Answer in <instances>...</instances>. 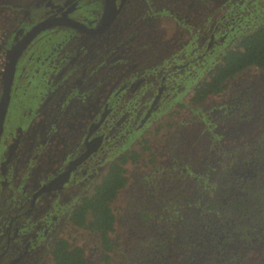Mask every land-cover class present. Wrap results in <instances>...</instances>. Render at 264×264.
Returning a JSON list of instances; mask_svg holds the SVG:
<instances>
[{
    "label": "rangeland",
    "instance_id": "obj_1",
    "mask_svg": "<svg viewBox=\"0 0 264 264\" xmlns=\"http://www.w3.org/2000/svg\"><path fill=\"white\" fill-rule=\"evenodd\" d=\"M18 3L12 11L9 0L0 1L6 19L4 35L17 29L20 16L28 10ZM128 8L104 39L90 40L96 41L92 54L89 42L71 29L70 33L51 32L35 46L43 40L54 44L52 52L74 58L77 71L60 70L64 81L51 93L56 98L34 122L42 121L50 128L49 108L53 107L55 116L65 111L59 123L68 129L77 123L78 152L87 128L98 120L104 105L113 112L98 131L105 135L100 152L82 167L88 170L87 176L77 175V194L60 196L54 208L49 200L42 204L34 217L37 223L24 231L28 241L10 247V258L19 260L14 264H52L51 251L60 238L83 247L89 264H102L97 234L71 226L68 217L108 166L127 151H138L141 158L127 165L129 184L113 205L118 245L110 264H207L203 256L210 249L199 242L200 228L217 222L203 214L202 207L213 187L225 182L223 175L234 155L264 143V69L244 71L228 82L222 94L201 106L180 108L195 78L212 70L228 48L264 21V0H135ZM167 8L170 13L162 12ZM88 15L98 13L91 7ZM44 44L37 48L43 50ZM80 44L84 50L80 51ZM164 76L167 79L160 85ZM78 80H84V85L76 89ZM47 82L53 87L49 78ZM42 87L19 85L16 98L22 96L24 105L38 109L45 99L40 98V103L37 99ZM22 115L18 104L11 107L7 116L11 126L19 119L21 124ZM43 174L44 170L37 179ZM28 177L22 174L21 179ZM5 193L9 191L1 194L0 210L9 215L11 206L5 198L11 197ZM46 214L48 223L43 219ZM212 230L205 229L206 234ZM4 233L0 229V250ZM225 255L234 264H264V231L251 237V242L235 241Z\"/></svg>",
    "mask_w": 264,
    "mask_h": 264
},
{
    "label": "flooded vegetation",
    "instance_id": "obj_2",
    "mask_svg": "<svg viewBox=\"0 0 264 264\" xmlns=\"http://www.w3.org/2000/svg\"><path fill=\"white\" fill-rule=\"evenodd\" d=\"M36 1L37 0H23L18 3V1L15 2V0H9L11 10L12 8L13 10H16L15 8L17 5L15 3H18V5L23 3L28 7V10L25 11L24 16H20L22 21H18V27L12 34L9 32L6 35L3 34L5 32L2 30V21L6 19L2 18L4 8L0 7V99L3 94L11 50L16 46L21 48V53L16 63L15 74L11 84L10 100L5 115L3 131L0 136V198L1 194L7 190L9 193L5 194L11 197L5 198L7 201L6 204L9 203L11 206V208H7V210L10 211L9 215L4 213L3 210H0V216L8 215V217L0 219V229H4V235L6 234L4 243L5 245L3 249L0 250V264H4V261H6L7 264H14L19 261L15 258H10V247L16 243L24 244L28 241V237L25 240L24 236L26 237V235L24 233L27 229L34 227L37 223V221L34 220V217H36L35 214L42 210V204H45V201H51L50 204L53 203L52 207L54 208V204L57 203L56 199L60 196L62 198H66L67 196L74 197V195L77 194V175L79 174L82 177L87 176L88 170L82 167L100 152L105 140V135L104 133H98V131L102 128L107 118L113 112V108L109 107L108 104L104 105L103 111L101 112L98 120L92 122L87 128L83 138V143L81 145L82 147L78 150V152L77 123L72 129H68L67 127L65 128L63 127L62 123H59V117L63 116L65 111H57L58 114L55 116V110L53 107L51 106L49 108L50 112H52L50 114H53V123L50 128L49 126H43L46 125V123L42 121L34 122L35 118H40L42 109L44 107L47 109V107L52 104V100L56 98V96L52 97V94L54 91H56L58 86H61V82L64 81L61 76L64 74L63 70L69 71L71 69L72 71H75L77 65V62H74V58H63L62 56L56 55L59 53H53L51 46L54 44L50 42L44 44L43 40L37 46L39 47L44 44L43 50H40V48L35 46L40 42L43 36H47L51 32L53 33L55 31L58 32L65 30V32L70 33L69 29H71L75 31L74 34H79L89 42L86 45L88 46V52L92 54L94 52L93 48L96 41L90 40L104 39L105 36L115 27V25H117V23L125 17V14L128 13L127 9H129V5L135 0H113V8H111L110 15L115 14V18L108 28L98 35L89 34L79 28L76 29L69 27L66 25V21L73 20L77 23L83 24L89 29L96 28L102 23L105 17L107 5L109 4L108 0ZM91 7H94L98 13V16L96 15L92 17L88 15V11ZM167 10L168 8L163 9L162 12L164 11L166 13H170V11ZM6 14L7 13H5V15ZM33 14L37 15L34 16ZM170 16L175 18L173 14H170ZM47 20L59 21L60 25L42 30L32 39H29L30 37L27 35H29L31 30L37 24ZM57 38H59V35H57ZM80 46V51L84 50L81 44ZM36 48L37 50L39 49V51H34ZM78 56L79 54L77 57ZM173 67L169 71L173 70ZM61 69L63 70L60 72ZM35 75H37V78L36 80H33ZM48 78L51 82H53V87L50 86V82H47ZM166 79L167 78L164 76L160 85H162ZM30 81L31 84H28ZM18 84L21 85V88L23 85L28 86V88H33V85L35 84H39V88L43 86L41 95H39L37 98L39 103L40 98H45L43 106L40 105L38 109H36V106L30 107L29 104L24 105L21 101L23 99L21 98L22 96L16 98L18 96V93H16V90L19 87ZM75 85L76 89L77 86H83L84 80H78V82L76 81ZM45 87L46 89L50 87L48 89L49 91H47ZM162 89L164 88H161V90L158 91V96H160L162 93ZM44 91L46 92L44 95H42ZM58 91L59 90L57 89V92ZM15 104H18L20 109L23 111L22 119L24 121L21 119V124H19V119L11 126L7 116L9 110L11 107H14ZM105 112L107 115L103 124L90 131V128L93 124L100 122L101 117ZM74 116L77 119V98H75ZM47 120L48 119L46 118V121ZM63 129L66 131L65 134H61ZM99 139L100 141H98ZM97 144L100 145V147L96 152L92 153L82 163H77V159L79 157L84 155L89 148H92ZM43 170L44 174L42 177H40V179H37L40 172ZM105 172L102 174L104 175ZM22 174H25L26 177H29L25 180H22ZM103 175L99 177L98 181H95V184L92 186V188L101 180ZM87 194L88 192L84 196ZM11 195H15V197H12ZM76 206L77 205H74L71 211ZM43 217L42 218L46 220V223H48V214ZM68 223L71 225L69 222V217ZM37 239L38 238H36L35 241H37ZM32 241H34V239H32ZM244 241L251 242V240ZM205 249L209 250L210 248H208L207 245ZM223 251L225 253V250ZM193 259L195 258L193 257ZM204 260L207 262V264L208 261H210V264L212 262V259L208 257V254L203 256V261ZM191 263L192 262L187 264Z\"/></svg>",
    "mask_w": 264,
    "mask_h": 264
},
{
    "label": "trees",
    "instance_id": "obj_3",
    "mask_svg": "<svg viewBox=\"0 0 264 264\" xmlns=\"http://www.w3.org/2000/svg\"><path fill=\"white\" fill-rule=\"evenodd\" d=\"M248 69H264V21L228 48L212 70L195 78L191 93L182 100L180 108L205 104L211 96L222 94L229 81ZM145 149L151 151L150 147L145 146ZM140 158L138 151L119 155L70 213L72 226L94 232L99 237L102 264L111 263L118 245L114 237L116 214L113 205L129 184L127 165ZM230 162L223 175L225 182L213 187L202 207L203 214L214 216L217 222V225L203 226L213 229L210 234L200 228L199 235V242L210 248V253L205 254L213 264H234L223 250L236 240L249 241L264 231V143L251 152L238 151ZM51 255L52 264H89L84 248L73 246L63 238L55 242Z\"/></svg>",
    "mask_w": 264,
    "mask_h": 264
},
{
    "label": "water",
    "instance_id": "obj_4",
    "mask_svg": "<svg viewBox=\"0 0 264 264\" xmlns=\"http://www.w3.org/2000/svg\"><path fill=\"white\" fill-rule=\"evenodd\" d=\"M108 3L109 4L107 5L105 17H104L102 23L98 27L93 28V29H89L86 26H84L83 24L77 23L76 21H73V20L66 21V25L69 27H72V28H76V29L79 28V29L84 30L85 32H87L89 34H93V35H98V34L102 33L103 31H105L108 28V26L112 23V21L115 18V14L110 15L111 8H113L112 7L113 0H108ZM59 23H60L59 21H54V20H49V21L47 20V21H44L42 23H39L31 30V32L27 36L30 37L29 39H32L40 31L46 30L48 28H51V27H54L57 25H60ZM27 36H26V38H27ZM20 49L21 48H18L17 46L13 47L11 50V53H10V61H9L8 67H7L3 94H2V97L0 99V136H1L2 131H3V124H4V120H5V115H6L7 107H8L9 100H10V89H11L12 80H13V77L15 74L16 63H17V60H18L20 53H21ZM106 115H107V113L105 112L102 115L100 122H98L97 124H93L92 127L90 128V131H92L96 127L102 125L106 119ZM98 141H100V139ZM99 147H100V145L97 144L96 146L89 148L84 155H82L81 157H79L77 159V163L80 164L83 161H85L92 153L96 152Z\"/></svg>",
    "mask_w": 264,
    "mask_h": 264
}]
</instances>
